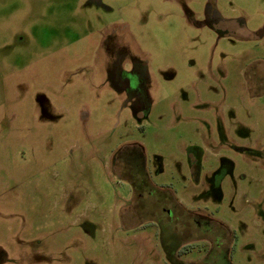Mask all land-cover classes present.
Here are the masks:
<instances>
[{"label": "rangeland", "instance_id": "374dc122", "mask_svg": "<svg viewBox=\"0 0 264 264\" xmlns=\"http://www.w3.org/2000/svg\"><path fill=\"white\" fill-rule=\"evenodd\" d=\"M0 264H264V0H0Z\"/></svg>", "mask_w": 264, "mask_h": 264}]
</instances>
